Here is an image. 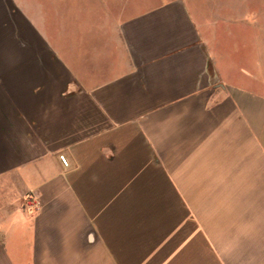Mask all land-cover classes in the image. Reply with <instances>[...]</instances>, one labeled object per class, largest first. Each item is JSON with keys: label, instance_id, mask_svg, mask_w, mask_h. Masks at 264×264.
I'll use <instances>...</instances> for the list:
<instances>
[{"label": "crops", "instance_id": "0c3cea01", "mask_svg": "<svg viewBox=\"0 0 264 264\" xmlns=\"http://www.w3.org/2000/svg\"><path fill=\"white\" fill-rule=\"evenodd\" d=\"M152 1L0 0V264H264V12Z\"/></svg>", "mask_w": 264, "mask_h": 264}, {"label": "rangeland", "instance_id": "374dc122", "mask_svg": "<svg viewBox=\"0 0 264 264\" xmlns=\"http://www.w3.org/2000/svg\"><path fill=\"white\" fill-rule=\"evenodd\" d=\"M134 0H130L132 3ZM154 4L158 2V0L152 1ZM190 9H208L209 5L215 6L216 8L225 9L227 7H236L237 9L245 5L247 2V7L253 11H263L264 12V0H186ZM245 2V3H244ZM208 14V13H207ZM207 18L208 15H205Z\"/></svg>", "mask_w": 264, "mask_h": 264}, {"label": "built area", "instance_id": "2783aa9c", "mask_svg": "<svg viewBox=\"0 0 264 264\" xmlns=\"http://www.w3.org/2000/svg\"><path fill=\"white\" fill-rule=\"evenodd\" d=\"M58 158H59V161L63 167L68 166V161L66 160L64 155L60 154V155H58ZM24 201H25V205L28 207L36 208L38 206L36 196L32 192L25 194Z\"/></svg>", "mask_w": 264, "mask_h": 264}]
</instances>
